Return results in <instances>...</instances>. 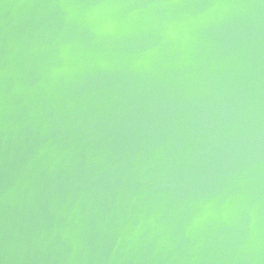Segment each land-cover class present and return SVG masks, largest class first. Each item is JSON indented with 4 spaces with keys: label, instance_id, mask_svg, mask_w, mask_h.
I'll list each match as a JSON object with an SVG mask.
<instances>
[{
    "label": "water",
    "instance_id": "1",
    "mask_svg": "<svg viewBox=\"0 0 264 264\" xmlns=\"http://www.w3.org/2000/svg\"><path fill=\"white\" fill-rule=\"evenodd\" d=\"M0 264H264V0H0Z\"/></svg>",
    "mask_w": 264,
    "mask_h": 264
}]
</instances>
